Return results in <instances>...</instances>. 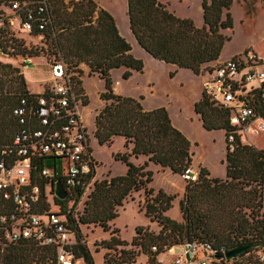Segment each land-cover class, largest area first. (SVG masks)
Instances as JSON below:
<instances>
[{
    "label": "trees",
    "instance_id": "1",
    "mask_svg": "<svg viewBox=\"0 0 264 264\" xmlns=\"http://www.w3.org/2000/svg\"><path fill=\"white\" fill-rule=\"evenodd\" d=\"M13 1L21 6L18 18L22 20L28 12L35 18L31 31L27 33L44 34L49 40L47 50L53 56L49 65L61 60L74 73L71 80L83 105L88 101L84 99L79 65L85 64L89 76L97 73L103 80L104 90L99 96L104 105L94 116V136L98 144L110 145L115 136H122L125 140L127 150L113 153V158L126 165V172L96 179L78 217L74 215L73 207L67 209L68 202L73 200V206L77 204L94 171L87 174L66 199L54 198L53 205L65 213L68 227L74 231L76 243L72 252L76 259L94 264L90 250L82 241L79 224L93 223L108 231L109 222L118 215V207L132 192L140 190L145 196L144 214L160 229L155 232L144 226L136 227L131 244L140 246L150 262L165 253L168 247L186 241L227 247L249 242L264 245V149L243 142L238 133H234L233 149L229 148L227 135L232 128L227 109L214 105L204 90L194 103L203 128L225 130V177H212L209 170L200 165L196 179H186L179 199L181 221L174 220L165 212L171 207L175 195L161 188L153 195L154 189L149 187L152 171L147 165L152 162L172 173L187 175L192 164V143L172 123L165 106L146 109L142 97L113 92L112 69L125 67L122 78L127 79L132 70L142 72L144 68L143 60L132 54L131 44L120 34L113 15L95 0H0V7L8 9ZM41 3L45 4V11L37 14ZM231 3L232 0H202L203 25L198 27L192 19L177 16L160 0H127L129 29L139 46L153 58L177 68L190 69L198 75L204 64L219 58L225 42L230 39L222 31L233 26L229 11ZM42 15L47 21L39 28L37 19ZM16 27L19 28L18 24ZM13 38L15 48L7 56L40 55L37 49L27 48L19 37ZM26 85L19 67L0 61L2 139L9 138L16 129L9 111L19 97L28 93ZM88 151L91 152L89 147ZM140 155L146 158L143 163H135L131 158ZM42 167L54 171L52 180L60 178L59 160L47 156L36 165L35 180L43 191L48 179L39 178L38 170ZM48 208L49 203L42 194L38 209ZM117 232L113 228L110 238L101 241L102 246L126 245L125 240L115 235ZM152 245L157 246L155 252L151 250ZM121 256L122 259L115 264L133 262L135 253L122 248ZM54 260L53 246L38 245L31 240L10 244L0 255V264H43L46 261L52 264ZM104 264L109 263L105 261Z\"/></svg>",
    "mask_w": 264,
    "mask_h": 264
},
{
    "label": "built area",
    "instance_id": "2",
    "mask_svg": "<svg viewBox=\"0 0 264 264\" xmlns=\"http://www.w3.org/2000/svg\"><path fill=\"white\" fill-rule=\"evenodd\" d=\"M259 1L264 5V0ZM20 8L17 1L11 2L8 9L0 7V53L6 56L15 48L16 24L29 32L35 19L31 12L22 20L18 18ZM44 11L45 4L41 3L36 13ZM37 20L39 28L47 21L44 15ZM33 66L30 57L23 59V67ZM51 74V82H43L40 92L28 90L10 108L9 118L16 129L9 138H0V255L10 244L31 240L55 248L52 264H75L77 259L72 247L76 239L65 213L59 206L45 210H39L38 206L42 194L47 203L53 204L57 179L63 182L69 195L94 171L96 163L88 151L89 131L79 110L83 106L82 97L76 93L71 80L74 73L59 60L51 64ZM205 77L202 90L214 105L229 112L232 129L227 140L231 150L234 133L240 134L242 141L248 135H264V55L247 47L227 59L211 63ZM1 110L0 99V123ZM47 156L59 160L60 178L52 180L54 171L40 168L39 178L48 179L42 191L34 173L39 161ZM228 248L224 244L213 246L210 242L186 241L168 247L166 252L173 256L172 264H191L200 250L203 256L199 264H264V245L232 258L225 256ZM151 250L155 252L157 246L152 245ZM160 263L155 256L149 264Z\"/></svg>",
    "mask_w": 264,
    "mask_h": 264
},
{
    "label": "rangeland",
    "instance_id": "3",
    "mask_svg": "<svg viewBox=\"0 0 264 264\" xmlns=\"http://www.w3.org/2000/svg\"><path fill=\"white\" fill-rule=\"evenodd\" d=\"M99 6L110 11L122 34L128 42L133 45L134 56L141 58L144 63L142 72H135L130 79H124L121 75V68H115L111 72L113 92L116 94L129 95L133 97H142L144 108H155L165 106L169 112L172 123L179 128L191 140L192 146V164L190 170L195 174L192 177L187 175L172 173L168 168H163L149 162L147 168L152 171V180L149 187L154 189L153 195L158 189H163L166 193L174 194L171 207L165 212L172 219L180 218L179 199L182 197L184 185L187 178L196 179L199 166H205L210 175L222 177L225 175V132L223 129L207 130L203 128L199 115L194 110V101L202 91V83L205 80V74L210 67L211 62L204 64L200 74H194L190 69L177 68L162 60L153 58L142 47L139 46L133 34L129 29L127 16V0H95ZM167 5V8L173 11L177 16L192 19L198 27L203 25L202 0H160ZM233 26L226 28L222 32L230 36L222 48L220 60L227 59L247 47L255 49L264 55V5L259 0H232L229 9ZM17 37L22 39L27 48L37 49L39 56H6L0 53V61L10 63L19 67L27 81V89L37 92L41 89L43 82H51L50 60L53 58L47 50L49 40L44 34H29L16 26L14 27ZM31 57L33 67H23V59ZM48 61V62H47ZM81 85L83 87L84 99L88 104L79 107L83 122L89 131V148L91 156L94 159L95 173L94 177L84 188V192L79 201L73 206L74 201L68 202L67 209L73 207V213L76 217L82 212L84 203L88 194L93 189V183L96 179H101L105 174L114 176L126 172V165L113 158V153L127 150L124 146V138L115 136L110 145L98 144L92 137L91 130L94 125V116L103 105L104 101L100 99V92L104 90V83L97 73L88 75L89 68L81 63ZM242 139V138H241ZM245 143L255 144L257 148L264 149V135H248ZM145 156H138L136 163H143ZM225 177V176H224ZM144 193L142 190L132 192L123 204L118 207V215L109 222L110 229L103 230L100 226L93 223L79 224L82 241L90 250L94 264H115L122 259L121 249H128L135 253L134 261L123 264H149V256L143 253L138 245H132L131 239L136 234L135 228L144 226L150 230L156 225L144 214ZM262 209L264 211V183L262 192ZM52 209H58L57 205L49 204ZM118 230L115 235L127 242L126 245H118L115 248H105L101 241L107 240L111 236V230ZM72 235V233H70ZM137 254V255H136ZM203 256L200 250L197 259L191 264H199V259ZM163 264H172L173 256L165 252L161 255ZM48 261L43 264H47ZM75 264H86L82 258H78Z\"/></svg>",
    "mask_w": 264,
    "mask_h": 264
},
{
    "label": "water",
    "instance_id": "4",
    "mask_svg": "<svg viewBox=\"0 0 264 264\" xmlns=\"http://www.w3.org/2000/svg\"><path fill=\"white\" fill-rule=\"evenodd\" d=\"M194 174H195L194 171L190 169L187 170V177H192L194 176ZM54 194L60 200L67 198V195H68L67 190L63 182L60 179H57L54 183ZM259 245L260 243H256V242L237 244L232 247H229L225 251V256L226 258L236 257V256H239L241 253L245 252L246 250L257 247Z\"/></svg>",
    "mask_w": 264,
    "mask_h": 264
},
{
    "label": "crops",
    "instance_id": "5",
    "mask_svg": "<svg viewBox=\"0 0 264 264\" xmlns=\"http://www.w3.org/2000/svg\"><path fill=\"white\" fill-rule=\"evenodd\" d=\"M110 12V11H109ZM111 13V12H110ZM112 14V13H111ZM113 15V14H112ZM114 17V16H113ZM114 19H115V17H114ZM115 22H116V24H117V27H118V30H119V32H120V34L127 40V38L122 34V32H121V30H120V28H119V25H118V23H117V20L115 19ZM128 41V40H127ZM131 44V43H130ZM131 52H132V54H133V45H131ZM134 55V54H133ZM136 57V56H135ZM221 59V57L219 56V58L216 60V61H219ZM213 62H215V61H213ZM213 62H211V63H213ZM169 64H171V63H169ZM171 65H173V66H176V65H174V64H171ZM177 67V66H176ZM121 68V75H122V73H123V71L125 70V67H120ZM112 70H114V69H112ZM112 70L110 71V73L112 72ZM135 72H139V71H136V70H132V74L129 76V78L128 79H130L132 76H133V74L135 73ZM113 81V80H112ZM26 83H27V81H26ZM116 83H118L117 81H115V82H113V84L115 85ZM28 90H29V88H28ZM31 91V90H30ZM41 91V89L39 90V91H37V92H40ZM33 92V91H32ZM37 92H35V93H37ZM200 96H201V90H200V94H199V96L197 97V99L194 101V103L200 98ZM141 102H142V100H141ZM146 109H150V108H146ZM198 115V114H197ZM82 117V116H81ZM94 130H95V126L93 125V127H92V130H91V134H92V137H93V139L95 140V141H97L96 140V138H95V136H94ZM185 134V133H184ZM187 136V135H186ZM255 145V144H254ZM225 146H226V142H225ZM256 147H257V145H255ZM225 152H226V149H225ZM132 158V160L134 161V160H137L138 159V157L137 158H135V157H131ZM146 159V158H145ZM135 162V161H134ZM136 163V162H135ZM140 163H142L141 161H140ZM139 163V164H140ZM156 165V164H155ZM123 174H124V172H123ZM210 176H212V175H210ZM225 176V175H224ZM224 176H222V177H224ZM103 177H108V175L107 174H105V175H103L101 178H103ZM212 177H215V176H212ZM175 220H177V221H181V214H180V218L179 219H175ZM155 223V225H156V227L155 228H153V229H151V230H153V231H155V232H158L159 231V229H160V227L157 225V223L156 222H154ZM164 253H160L158 256H157V259L161 262V264H163V260L161 259V255H163Z\"/></svg>",
    "mask_w": 264,
    "mask_h": 264
}]
</instances>
